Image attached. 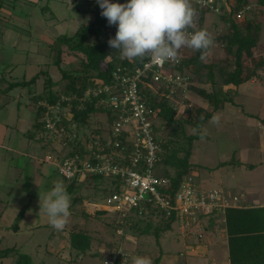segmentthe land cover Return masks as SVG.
<instances>
[{"label":"trees","instance_id":"trees-1","mask_svg":"<svg viewBox=\"0 0 264 264\" xmlns=\"http://www.w3.org/2000/svg\"><path fill=\"white\" fill-rule=\"evenodd\" d=\"M18 1L0 0V96L7 95L12 90L29 84H33L35 87L41 79L40 77H45L42 79L41 91H28L27 106L30 108L33 117L34 130L25 135L30 138H35L36 133L39 132H48L52 135L51 131L45 128L46 117L49 115L55 127L63 129L64 132L69 134V139L65 145L60 144L59 148L53 147L52 152L59 159H63V155L64 157L77 155L81 159V155L89 152L86 144L88 146L89 144L92 145V149L95 150L98 146L102 147L105 142V139L101 138L102 132L99 129L92 131L99 136L98 146L94 143L95 139L90 140L86 136V130L82 132V129L87 128L89 130L90 120L104 115L109 133L115 123V117H117L115 109L104 108L101 104L106 98H109V92H102V86L108 85L114 80L113 74L117 72L118 68L125 67L127 71L124 72V75L128 76L135 68H142L148 60L133 62L126 59L121 60L119 53H116V50L107 43L109 38L115 37L116 26H109L106 18L100 15L102 10L96 0H83L84 5H86V13L91 15L90 19L81 23L72 33L59 34L49 45L52 55H54L53 65L59 70L60 77L57 79L52 78L43 70L38 71L29 79H26L25 76L21 78L12 77L11 74L16 65L10 61L12 59L11 53L17 52V49L5 45L3 41L4 32L11 30L18 35L19 39L21 38L20 40L28 36L33 25L30 24L29 20L24 25L23 18L32 14L30 8L38 9L44 15L48 12L49 15L46 17L52 20L55 19V14L49 6L50 0H27L26 5L23 6H19ZM225 1L226 4L223 3L216 14L219 21L226 26L227 32L214 38L213 43H219L228 57L223 62H214L207 59L211 47L207 50L203 59H201V52L194 51L193 54L188 55L186 54L188 49L182 48L179 51V63L172 68L189 76V81L193 84L188 92L200 97L205 101L206 106L202 104L203 107L197 106L193 109H186L187 117L178 119L179 114L176 111V106H172L165 95H152L149 92L148 84L152 76L150 71L138 83V90L143 101L154 112V117L160 118L168 128L167 136L161 137L160 127H155L154 133L157 134L156 140L160 143V152L157 153L158 159L154 163L153 171L156 175L170 179L169 187L161 188L160 193L166 196L169 195L171 197L170 204L172 205L175 203L173 198L180 184L191 174V170L196 168L189 163V159L194 141L202 138L201 133H203L202 126L204 123L210 120L216 111L223 109L227 102L231 104L234 102L235 96L238 95V87L241 84L250 81L252 77L257 75L258 70H264V59L262 61L252 60V69L248 75L244 76L241 74L240 64L242 59L252 55V49L259 41L261 18L258 20L259 15L250 18L243 14L240 20H236L233 16L239 11L245 13L250 0H233L231 6L229 0ZM110 2L126 3L127 0H110ZM256 3L263 6L264 0H256ZM192 7L195 9L196 16L194 27L189 28L188 31L194 32L202 30L205 15L211 13V11L207 8H200L195 4H192ZM79 11L75 6L74 12L79 13ZM44 20H48V18ZM16 21L21 22L25 27H20ZM6 49H9V52L5 53ZM64 53L72 57V60L67 64H63ZM6 54H9V56ZM230 59H233V69ZM187 70L188 73H186ZM216 79L221 80V86H216ZM202 84H210L211 90L201 87ZM54 87H56L55 90ZM3 110H5V104L0 105L1 120H4L2 117ZM252 117L258 118V116ZM259 122L264 125V118L260 119ZM186 125L192 129L196 128V134L187 135ZM122 145L123 147L118 150L123 149V152H120L121 156L117 161L121 165H127L130 162L127 157L131 152V148L128 149L125 142ZM109 151L110 149L108 150L105 146L103 153L106 154ZM227 164L243 165L247 170L257 167V164H246L235 159V153L228 161L220 163L218 167ZM168 168H172L173 172L170 173ZM61 178L68 184L66 187L67 193L74 185L89 190L90 194L85 198L83 197V199L89 200L88 206L95 205L92 206L95 209H97V206L102 205L100 202L105 203L104 200L111 190H117L120 181L119 176L109 175L106 177L100 174H90L82 179L77 174L69 181L63 177ZM79 198L81 197H76V199ZM27 209L28 207H24L19 211L14 223L7 230L12 228L13 231H18L19 222ZM147 210V213L144 214L132 209L126 212L124 216L118 214V216L110 218L105 216L108 212L106 210L98 208L91 213L83 205L81 210L78 211L79 213L74 216L75 219L83 218L84 222H88V220H98L103 216L106 217L108 221H111L107 224L104 223L109 228L106 231L110 238L107 240V233H103L102 236L104 237H101L98 226H94L95 228L90 230L83 225L80 226V223L77 224L78 226L76 225L77 222L70 223V225H66L65 229L68 233L71 255L77 259L80 255L88 253L91 256L101 254L98 249L91 253L92 244L96 241L98 245L102 246L100 249H105L111 255L110 257L115 256L114 264H123V260H127L125 257L138 254V251L132 252V254L122 253L125 249H121V241L127 236L125 237L126 233L123 232L119 234L120 231L118 230H124V232L129 231L132 236L137 234L139 236L154 237L158 249L157 257L153 259L152 264H160L164 253L160 248L159 238L169 231L173 224H176V212L171 211L167 214V211L156 202L148 204ZM92 216L94 217L92 218ZM221 217H224V223L221 221L222 224H219L216 218ZM107 220L104 221L107 222ZM217 226L224 230L229 264H264V207H233L227 208L224 216L217 212L199 216V227L202 228V234L215 233ZM202 234L198 242L203 240ZM3 237L4 235L0 236V244L4 241ZM8 255H14V264H33L30 256L27 253H22L20 248H16V246L0 249L1 258Z\"/></svg>","mask_w":264,"mask_h":264},{"label":"rangeland","instance_id":"rangeland-1","mask_svg":"<svg viewBox=\"0 0 264 264\" xmlns=\"http://www.w3.org/2000/svg\"><path fill=\"white\" fill-rule=\"evenodd\" d=\"M26 1L19 0V6L26 5ZM229 3L231 6L233 0H229ZM49 4L55 14V19L52 20L46 17L49 15L48 12L44 15L38 9L30 8L32 14L23 18V23L26 25L29 20L33 28L30 34L22 40L11 30L4 32L3 41L5 45L17 49V52L11 53L12 59L10 61L16 65L11 74L12 77L21 78L25 76L26 79H29L38 71L43 70L52 78H59L60 72L53 65L54 55L50 50V43L59 34L74 32L81 23L89 20L91 16L86 13V5H84L83 0H50ZM73 5L80 10L79 13L74 12L75 6ZM248 5L244 13L245 16L252 18L259 15L258 20L261 18V30L259 41L252 49V55L240 61L241 74L244 76L250 73L252 60L262 61L264 59V5L260 6L256 3V0H250ZM45 18H48V20H44ZM16 22L20 27H25L21 22ZM202 30L207 31L212 39L227 32L226 26L219 21L218 15L213 12L205 15ZM4 52H9V49ZM193 52V50L188 49L186 54H193ZM6 55L9 56V54ZM227 57L223 47L217 42L212 44L207 54V59L214 62H223ZM71 60L72 57L64 53L63 64H67ZM230 60L233 69V59ZM186 73H188V70ZM40 78L35 87L33 84H29L18 87L7 95L0 96V105L5 104V110L2 114L4 120L0 119V227H2L0 236L4 235V241L0 244V249L16 246V248H20L22 253H27L30 256L33 264H105V261L111 255L105 249H100L102 246L98 245L96 241L92 244L91 253L98 249L101 254L91 256L88 253L75 259L69 250L70 244L66 229L64 228L62 231L54 230L47 222L45 214L43 212L39 213L38 193L43 194L49 191L55 181H63L56 173L54 164L51 162V159H57V155L55 156L52 152L53 149L59 148L61 143L56 137L50 136L48 132L36 133L35 138L25 135L34 130L33 117L30 108L27 106L28 91H41L42 79L45 77ZM189 84L185 92L186 97L178 94L169 101L172 106H176V111L179 114L178 119L187 117L186 109L206 106L205 101L200 97L188 92L193 82ZM221 85V80L216 79V86ZM201 87L211 90L210 84H202ZM53 89L55 90L56 87ZM174 100L176 101L174 102ZM233 104L236 109L235 117L230 112V106ZM225 106V112H222L221 109L213 114V116L219 117V122L214 123L212 117L204 123L202 132H206V135L194 141L189 163L196 168L191 170L189 176L194 178L200 191L206 189L222 190L225 197L230 201L235 197L237 199V201H234L235 203L240 202L242 199L258 201L261 198V201H263L264 131L257 128L259 121L254 120V118L247 120L246 114H259V117L264 118V70H258L257 75L252 77L250 82L241 84L238 87V95L235 96L234 102L232 104L227 102ZM153 120L162 131L161 137H166L168 128L165 123L160 118L154 117ZM133 125L137 126V121L133 120ZM5 127L7 128L5 129ZM97 129L102 132L101 137L106 138L108 136L104 115L92 118L90 129L83 128L82 132L86 130V136L91 140L98 137L92 132ZM185 131L187 135L196 134L188 125L185 126ZM86 146L88 147V144ZM89 146L92 145L89 144ZM234 153L235 159L241 160L243 163L257 164L258 168L256 167L252 172H248L243 165L227 164L218 167L223 161H228ZM168 171L172 173L173 169L168 168ZM256 171L263 174L260 175ZM259 175L261 178H259ZM253 183L256 184L255 186L259 191V195L254 197H252L254 192L251 189L252 187L247 188ZM64 184L66 187L68 186L67 183L64 182ZM68 194L71 198V215L67 225L77 222L76 225L80 223V226L83 225L90 230L95 228L94 226H98L100 236L104 237L102 236L103 233L106 234V230H109L105 224L111 222L106 217L112 218L118 216L119 213L109 210L105 218L103 216L101 219H92L88 222H84L83 218L77 220L74 216L79 213L78 211L81 210L83 205L87 211L89 210L88 212L92 213L98 208H103L104 203L100 202L102 205L97 206V209L95 207L89 209V200L83 199V197H87L90 192L79 185H74ZM245 194H247V197H244ZM76 197L81 198L76 199ZM24 207H28V209L20 224L22 226L21 231L15 232L12 228L7 230L14 223L19 211ZM222 219L223 217L216 218L219 224H222ZM104 220H107V222ZM118 231H120L119 234L123 232L126 233L125 237L127 236L121 241V249H125L122 253L132 254V252L138 251L137 255L125 257L127 258L125 264H132L133 256L149 257L152 261L157 257L158 247L155 244L154 237L139 236L137 234L132 236L129 231ZM222 233L224 234L223 228L217 226L215 233L207 232L205 235L203 233V240L197 242L198 240L195 237L188 236L186 238L183 228L173 224L172 228L159 238L160 248L163 250L165 258L163 264H208L216 258L227 260V246L225 243L221 244L222 238L225 236ZM106 237H108V233ZM191 252L194 255L190 254ZM14 263V255L0 257V264Z\"/></svg>","mask_w":264,"mask_h":264},{"label":"built area","instance_id":"built-area-1","mask_svg":"<svg viewBox=\"0 0 264 264\" xmlns=\"http://www.w3.org/2000/svg\"><path fill=\"white\" fill-rule=\"evenodd\" d=\"M190 3L218 13L219 7L223 3L226 4V1L190 0ZM243 14V11H239L233 17L240 20ZM179 54L180 52L176 61H168L163 65L147 61L142 68H135L128 76L124 75V72L127 71L125 67L118 68L117 72L113 74L114 80L110 84L102 86V92H109V98H106L101 104L104 108H113L117 111L112 130L106 138L101 137L105 139L104 145L98 146V136L94 142L98 147L94 150L92 146H88L89 152L81 155V159L77 155L73 157H64L63 155V159H50L57 173L68 181L76 177L77 174L81 179L90 174H100L106 177L109 175L119 176L117 190L110 191L104 200L102 210H111L124 216L129 210L136 209L139 213L146 214L148 204L156 202L167 211V214L171 211L176 212V224L183 228L186 238L191 236L198 240L202 234V228L199 227V216L209 215L213 212L224 216L227 208L236 207L234 201L237 199L233 197L230 201L225 197L224 191L219 189L200 191L191 176H188L180 184L173 198L174 205L170 204L171 197L169 195L160 193V189L169 187L171 182L169 178L156 175L153 171L154 163L158 159L157 153L160 152V143L157 142V134L154 133L155 127L158 125L153 120L154 112L143 101L138 90L141 78L150 71L152 76L148 88L152 95H165L168 101L178 94L185 96L190 85L189 76L172 69L179 63ZM166 92L167 94H165ZM133 120L137 121V126L133 125ZM260 124H257V128L264 131V125L260 126ZM45 128L51 131L52 137H56L62 146L69 139V134L54 126L49 115L46 117ZM124 142L127 143L128 149L131 148L127 157L130 162L127 165H121L117 161L121 156L120 152H123V149H118L123 147ZM105 146L108 150L110 149L106 154L103 153ZM221 221L224 223V217ZM115 260V256L110 257L105 261V264H114ZM125 261L126 259L123 260V264Z\"/></svg>","mask_w":264,"mask_h":264},{"label":"clouds","instance_id":"clouds-1","mask_svg":"<svg viewBox=\"0 0 264 264\" xmlns=\"http://www.w3.org/2000/svg\"><path fill=\"white\" fill-rule=\"evenodd\" d=\"M96 3L108 25L116 26L115 37L107 43L119 53L121 60L147 59L152 64L163 65L176 61L182 48L201 52L203 59L213 44L207 31H188L194 27L196 16L190 0H127L126 3L96 0ZM212 121L218 123L219 117L213 116ZM196 131L194 128L193 132ZM203 135L206 132L201 133L202 138ZM38 195L39 213L45 214L54 230H64L71 215V198L64 182L55 181L49 191ZM132 264H152V260L133 256Z\"/></svg>","mask_w":264,"mask_h":264},{"label":"crops","instance_id":"crops-1","mask_svg":"<svg viewBox=\"0 0 264 264\" xmlns=\"http://www.w3.org/2000/svg\"><path fill=\"white\" fill-rule=\"evenodd\" d=\"M250 82V81H249ZM254 82V81H253ZM247 83V82H246ZM246 83H244V84H246ZM234 105H231L230 106V112L232 113V116H234L235 117V111H236V109L233 107ZM225 108H226V106L224 105V108L221 110L222 112H225ZM239 113H241V114H245V113H243L242 111H238ZM250 115V116H249ZM259 114H256V115H254V114H252V113H247L246 114V116H247V120L248 119H252L253 117L252 116H258ZM260 119H263V118H261V117H259L258 116V118H254V120H256V121H260ZM248 123V122H247ZM260 123V122H259ZM254 126H255V124H254ZM241 161V160H240ZM246 164H248V163H246ZM259 166H260V164H259ZM257 168H258V166H257ZM253 170V169H252ZM252 170H248V172H252ZM257 173H260V175H262L263 173L262 172H258V171H256ZM259 175V178H261V176ZM261 185H262V182L260 183ZM264 184V183H263ZM256 184L255 183H253V185H251L250 187H247V188H251L254 192L252 193V197H254V196H256V195H259V191H258V189H257V187L255 186ZM246 188V189H247ZM256 189V190H254V189ZM244 197H247V194H245V196ZM240 200V199H239ZM263 200V199H262ZM243 202H245L244 204H243ZM240 203H242V204H240ZM236 207H238V208H240V207H244V208H246V206L247 207H256V206H258V207H264V200L263 201H261V198L260 199H258V201H252V200H248V199H242L240 202H237L236 204ZM92 206H90V207H88L89 209L91 208ZM89 211V210H88ZM10 213V212H9ZM93 213V212H92ZM24 216H25V214H24ZM23 216V217H24ZM23 219V218H22ZM22 219H21V221L19 222V228H18V231L17 232H20L21 231V229H22V226L20 225L21 224V222H22ZM7 228V227H6ZM28 229V228H27ZM0 230H2V227H0ZM5 232H6V230H5ZM192 242H195V241H192ZM227 241H226V237L224 236V238H222V241H221V244H223V243H225L226 244V246H227V243H226ZM192 244V243H191ZM191 250H193V249H191ZM190 254H193L194 255V253H190ZM199 256H203V255H199ZM164 256H162V259H161V263L163 264L164 263ZM176 260H175V258H174V262H175ZM208 264H229V261H228V256H227V260H223V258L222 259H220V260H218V258H216V259H214V260H212L210 263H208Z\"/></svg>","mask_w":264,"mask_h":264}]
</instances>
